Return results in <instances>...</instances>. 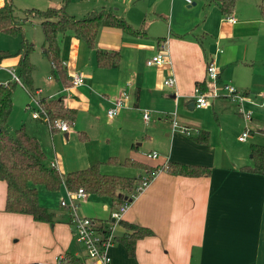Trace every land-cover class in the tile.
Returning <instances> with one entry per match:
<instances>
[{"label":"crops","instance_id":"0c3cea01","mask_svg":"<svg viewBox=\"0 0 264 264\" xmlns=\"http://www.w3.org/2000/svg\"><path fill=\"white\" fill-rule=\"evenodd\" d=\"M60 1L49 0L46 9L58 8ZM259 1L236 0L233 13L225 16L209 0H191V5H185L182 0H70L65 8L68 15L80 19L91 12H110L137 34L130 36L118 28L101 26L92 49L69 31L58 35L59 61L67 78L79 74L85 79L83 85L75 88L63 86L50 77V65L40 54L41 42L38 50L46 63L48 95L33 85L37 70L29 55L33 66L32 90H37L40 98L61 100L65 107L74 110L75 123L83 119L96 125L100 110L105 112L122 91L127 94L124 108L115 117H106L114 129L111 138H102L98 149L89 151L81 162L74 161L68 166L59 161V175L97 163L99 167L105 166L112 157L118 161L127 158L139 161L132 150L148 141L151 148L142 154L150 159L147 155L155 152L160 161L152 167L160 169L176 162L209 169L208 176L198 178L157 172L131 200L121 217L126 222L149 228L151 235L135 241L132 257L122 244L113 241L108 248L110 264H264V170L262 174L243 170L251 167L247 147H251L250 143L237 141L241 133L239 127L235 132L236 142L244 146L233 153L223 141L222 124L217 125V138L213 141L215 128H209L210 134L201 123L184 117L194 110L204 111L209 107L212 110L213 101L207 108L198 109L191 100L195 84H203L205 64L209 61L218 68V83L231 85L244 94L245 100L248 97L258 105L251 89L255 83L264 84V18L258 12ZM2 4L3 1L0 6ZM178 11L186 15L179 18ZM227 17H232L234 22H227ZM28 42L34 46V42ZM162 46L167 51L170 71L168 67H146L145 61ZM96 50L117 52L120 55L118 66L97 68ZM3 64L13 65L17 72L15 59L0 63V67L12 70ZM0 71L4 72L0 83L8 82V72ZM169 72L175 80L173 90L162 86ZM225 100L221 97L215 100V105ZM230 103L235 108L236 103ZM172 110L176 123L185 128L189 136L171 131L169 113ZM143 111H147L149 119L142 120L145 128L136 136L131 119L142 116ZM212 118L216 122L214 112ZM31 120L46 125L40 119ZM249 123V134L252 128L264 133L251 118L246 125ZM156 131L162 134L164 141L152 142ZM199 131L208 133L207 144L199 145L190 139ZM48 132L52 137L58 131L49 129ZM77 133L86 141L91 136L83 130ZM61 134L67 138V133ZM109 141L112 146H108ZM52 161L57 165L54 157L47 163ZM36 190L38 203L53 212L52 222H39L28 214L5 211V185L0 181V264H54L57 256L66 254L80 260L84 252L71 235L65 210L58 204L55 208L46 206L51 193L42 189L39 194ZM52 193L62 196L63 186ZM104 199L109 203L100 205L99 210L106 211L108 216L115 205ZM80 205L79 211L83 214ZM98 215L87 217L105 225ZM123 232L125 229L117 224L113 235Z\"/></svg>","mask_w":264,"mask_h":264},{"label":"trees","instance_id":"16d2710c","mask_svg":"<svg viewBox=\"0 0 264 264\" xmlns=\"http://www.w3.org/2000/svg\"><path fill=\"white\" fill-rule=\"evenodd\" d=\"M69 1L61 0L58 8H47L43 11L35 9L23 11L26 17H30L28 20L38 21L42 34L40 54L50 65V77L56 79L63 86H69V78H67L65 69L59 61L58 35L69 31L76 39L82 41L88 49H92L98 29L101 26L118 28L130 36L137 34V31L110 12H91L80 19L74 18L65 12ZM209 1L217 6L220 14L225 16L233 13L236 2V0ZM258 12L264 18V0L259 1ZM28 20H24L22 23L18 22L13 14L10 0H3V4L0 6V33L19 35L21 41L18 50L14 54L0 51V63L8 59L16 60L17 75L26 88L27 95L30 96L33 66L29 62V55L34 46L33 43L26 41L22 36L23 25ZM94 59L97 68H116L120 55L113 51L96 50ZM14 86L10 82L0 85V181L5 185V211L28 214L33 220L39 222H52L53 212L38 203L36 190L38 186H41L48 193L56 192L61 185H64L70 191L81 188L88 195L109 199L112 205H119L123 203V197L130 199L131 196L138 193V184L143 183L138 175L123 177L103 174L98 168V163L82 170L59 175L56 170L45 165V156L38 141L30 137L23 126L20 125L15 130H9L7 127ZM195 86H199L201 89L204 88L203 84L197 83ZM45 100V98H40L39 103L42 104L49 122L62 119L66 120L69 126L74 123V110L65 107L59 99ZM50 130L54 131V129ZM190 139L196 144L205 145L208 142V133L199 131ZM250 160L251 167L243 168V170L253 174H262L264 170V146H251ZM106 163L135 171H146L145 183L158 170L173 176L186 178L206 177L209 174V169L206 167L189 166L176 162L167 163L160 169L128 158L118 161L112 157L108 158ZM92 220L96 221L98 225H102L100 221ZM103 221L107 224L109 218ZM118 225L123 227L125 232L113 236V241L122 244L127 255L132 257L135 241L151 235V230L145 226L129 223L122 219L119 220ZM63 258L64 262L79 263L78 258L68 254L64 255Z\"/></svg>","mask_w":264,"mask_h":264},{"label":"rangeland","instance_id":"374dc122","mask_svg":"<svg viewBox=\"0 0 264 264\" xmlns=\"http://www.w3.org/2000/svg\"><path fill=\"white\" fill-rule=\"evenodd\" d=\"M48 1L49 0H10V4L13 9V14L16 17L17 21L22 23V21L28 20L30 18L26 17V15L23 14V11L31 9L43 11L46 9V4ZM181 13L182 11H178L177 13L179 15V18H183L186 15V13L184 12L182 14ZM29 22L31 24H29ZM25 23L26 24L23 25L25 27L22 36L25 40L34 42V49L31 53L30 60L32 64L36 67L37 71H35L34 73L33 85L39 87L44 95H48V92H46L47 80L45 77V73L47 71L46 63L45 60L39 56L40 54L38 50L40 46L39 44L42 42V34L38 26V21L30 19L28 20V22ZM20 41L21 37L19 35L0 33V51L7 52L9 54H14L19 48ZM3 66L5 68L12 69V71L17 74L13 65L3 64ZM2 74H4V72L0 71V75ZM252 88V95H254L255 98L259 101L258 95L264 91V84L255 83ZM25 91V87L21 88L18 85L14 87L12 94V108L7 120V125L11 130H15L21 124H24L25 132L29 136L36 138L40 143L41 149L46 159L45 164L54 157L57 161L56 169L59 173V170L61 169L59 168V161L65 162L66 164H68V166H70V164L74 161L81 162L84 160L85 155L89 151L98 149L97 147L100 145L99 142L100 140H102V138H111L114 129L108 124V119L106 118L105 112L101 110L100 118L96 125H91L85 120L80 119V123L74 122L73 125L70 126L66 139L63 138V135L60 132H55V134L53 133L52 137H50V134L48 132V126L38 125L35 121L31 120L30 110H28L27 106L31 108L33 107V105ZM36 91L31 90V97H33L35 100H39L40 96L39 93ZM220 98L221 97L209 100L210 103L212 101L214 102L212 110H210V107L204 111L194 110L192 113L185 114L184 117L188 120H195L197 123H201L203 129L207 130L210 134V129L212 130L213 128H215L212 134L213 141H216L217 138V127L222 124L223 141L226 143L230 151L236 153L237 151H240L241 147L244 146L236 142V129L240 127V132H242L244 128L248 126V129L251 130L249 128L250 123L246 125V122L242 119V117L240 115H236L238 113L237 105L235 104L236 106L234 108V106L230 103L233 101H231L229 98H225L226 100L223 103L215 105V103L217 102L215 100ZM45 99V101L52 100L47 98ZM246 103H249L251 105L246 106ZM240 106L244 112H248L251 114V121L253 123H257L259 127L264 129V108L259 107L252 101L250 102L248 97L241 103ZM212 112L216 114V122L212 118ZM60 120L67 123L66 120ZM131 120L135 125L137 136L138 134H140V131L145 128L144 123L142 122V116H140V114L136 115ZM77 130H83L86 135H88L87 132H89L91 134L90 138L87 141L82 140L79 137V133H77ZM178 134L181 135L180 133ZM151 139L152 142L153 140L157 142H162L165 140L162 134L157 131L155 133V136L151 137ZM108 143V146H112V142L109 141ZM247 143H250L251 146H264V133L252 128V133L248 135ZM247 147L249 149L251 148L250 146ZM150 148L151 141H148L144 142L142 146L136 147V149H133L132 151L136 156L139 157V161L143 158L144 161L141 162H144L150 166H156L155 164H159L158 162H160L158 158L146 159L144 154H142L143 152L148 151V149ZM118 158L121 159V157ZM46 165H48V163ZM98 168L103 174L131 177L135 176L138 173V176H140L141 179L147 177L146 171L144 170H139L136 172L133 169L118 167L107 163L105 164V166H98ZM139 186L140 184H138V187ZM36 189H38L39 194H41V191L43 192V188L41 186L36 187ZM60 197V193L49 194L46 206L55 208L58 204V200ZM108 203L109 202L104 198H97L96 196L91 195L90 197L87 196L84 205L81 204L80 208L82 213L86 216L99 214L98 216L103 218V220H106V218H108L106 214L107 212L99 210V207L100 205Z\"/></svg>","mask_w":264,"mask_h":264},{"label":"built area","instance_id":"2783aa9c","mask_svg":"<svg viewBox=\"0 0 264 264\" xmlns=\"http://www.w3.org/2000/svg\"><path fill=\"white\" fill-rule=\"evenodd\" d=\"M3 0H0V3ZM185 5H191V0H182ZM2 6V5H1ZM226 21L233 23L234 19L232 17H227ZM146 67H168L170 68V61L167 56V51L162 46L160 49L149 59L145 61ZM0 70H5L8 72L10 79L9 82L19 85L21 88H24L21 83L18 75H16L12 70H6L3 67H0ZM170 71V69H169ZM218 68L216 65L209 61L205 64L204 71V88L195 86L192 90V101L194 107L198 109L207 108L210 104L209 100L216 99L219 97L229 98L231 101L235 102L237 105V114L242 117V119L248 123L251 118V114L244 112L241 108V103L245 100V96L241 93H238L234 87L229 84H219L218 83ZM84 77L79 74H74L69 78V87L75 88L84 84ZM7 82L0 83V85H5ZM219 85V87H218ZM162 86L168 89H175V80L171 72H169L162 80ZM33 107H28L30 110L31 119H40L49 129H54L60 133H68L70 126L68 123L61 120H55L49 122L48 116L45 113L43 106L39 103V100H35L31 95L29 96ZM259 98V107L264 108V91L258 95ZM127 100V94L122 91L120 95L111 101L110 107L105 111L107 118L115 117L118 112L124 108L125 102ZM171 117V131L178 132L184 136H189V132L180 127L175 121V112L169 113ZM142 119L144 121L148 120L147 111H143ZM249 135V130L247 126L237 137V141L242 143H247V138ZM148 158L155 159L157 157L155 152H152L147 155ZM48 167L56 169V164L54 161L48 164ZM57 171V169H56ZM158 170L157 172H159ZM156 172V173H157ZM155 173V174H156ZM154 174V175H155ZM153 178V177H152ZM151 178V179H152ZM146 178H143V183L138 188V193L146 186ZM63 186V195L58 200L59 207L63 208L67 215L68 224L70 226L71 235L73 239L82 247L84 256L79 260L78 264H110V257L108 255V248L113 243V231L115 226L118 224L119 220L122 217V214L126 210L129 203L123 201L119 205H115L108 212L109 222L105 225H98V223L92 220L90 217H87L80 213L79 205L84 203L87 194L81 189L70 191ZM137 193V194H138ZM136 194V195H137ZM135 195V196H136ZM135 196L130 197V202L135 198ZM63 256H57L55 258L54 264H71L69 262L63 261Z\"/></svg>","mask_w":264,"mask_h":264},{"label":"water","instance_id":"95a60500","mask_svg":"<svg viewBox=\"0 0 264 264\" xmlns=\"http://www.w3.org/2000/svg\"><path fill=\"white\" fill-rule=\"evenodd\" d=\"M123 201H127L128 203H130V199H126V197H123Z\"/></svg>","mask_w":264,"mask_h":264}]
</instances>
